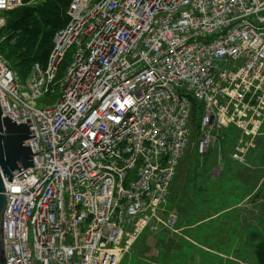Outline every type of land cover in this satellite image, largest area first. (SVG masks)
<instances>
[{"label": "built area", "instance_id": "built-area-1", "mask_svg": "<svg viewBox=\"0 0 264 264\" xmlns=\"http://www.w3.org/2000/svg\"><path fill=\"white\" fill-rule=\"evenodd\" d=\"M22 4L0 0V28ZM66 14L24 81L0 53L3 115L35 134L34 166L5 191L6 264H119L142 231L178 232L164 203L191 135L202 157L231 126L246 164L264 121V0H70Z\"/></svg>", "mask_w": 264, "mask_h": 264}, {"label": "rangeland", "instance_id": "rangeland-1", "mask_svg": "<svg viewBox=\"0 0 264 264\" xmlns=\"http://www.w3.org/2000/svg\"><path fill=\"white\" fill-rule=\"evenodd\" d=\"M42 99H36L38 107H42ZM221 133L231 135L232 131L224 129ZM197 139L198 136L191 135L164 203V209L168 210L165 204L167 206L170 196L178 194V199L173 197L176 204L169 208L175 210L179 217L177 238L170 232L166 241L161 232L147 239L138 238L136 246L134 243L122 255V264H131L132 260H136V264H162L159 262L161 257L169 262L164 264H255L253 247L245 236L249 231L264 235V121L255 147L245 158L247 165L232 159L231 151L227 153L223 146L221 149L218 142L211 144L208 153L198 156L193 145ZM217 166L221 172L217 176L212 174V177L216 176L212 178L210 172ZM197 172L204 176L206 190H209L203 198L210 197V200L203 203L190 202L193 195L191 190H197L193 182ZM247 190H251L250 195L261 191L256 198L246 196L243 199ZM239 201L232 210L226 209L230 207L227 203ZM149 234L144 233L146 237ZM152 238H156V245L161 244L164 249V252L157 251L156 257H151L152 254L148 252L153 245ZM182 243L193 246L185 244L182 247ZM147 253L150 255L146 256Z\"/></svg>", "mask_w": 264, "mask_h": 264}, {"label": "trees", "instance_id": "trees-1", "mask_svg": "<svg viewBox=\"0 0 264 264\" xmlns=\"http://www.w3.org/2000/svg\"><path fill=\"white\" fill-rule=\"evenodd\" d=\"M23 1L24 4L4 12V15L6 17V22L5 25L0 28V53L3 59L9 65V67L14 72H16L17 76L21 81H24L26 79V77L30 73L31 66L33 63H39L42 66L45 65L48 53L52 47V37L54 33L59 28L64 26L68 20L66 9L68 7L70 0H40L39 2L35 0H23ZM71 51L72 50H70L67 53L63 64L69 62ZM62 69L63 66H61L59 70V74H61ZM199 114H200L199 105L194 103L191 120L195 128H197L198 125ZM226 129L230 130L229 128ZM219 144L221 145V147L223 146L224 147L223 150L227 151L228 153L229 149L231 148V144H229L227 133L221 135ZM241 165H245V164L241 163ZM220 172L217 175H219ZM210 175L212 177L211 173ZM216 176L212 178H215ZM174 178L172 179V182ZM205 181L206 179H204V176L202 174H199L198 172L195 173L193 182H194V189L197 190H195V192L191 190L193 195H192V200H190V202L193 201L195 203H200V202L203 203L205 202L204 200L206 201L210 200V197L203 198L205 192L209 191L206 190L207 187L205 185ZM171 184L169 186V189L171 187ZM187 188H190V186H187ZM260 191L261 190L257 192H253V194L250 195L251 190H247V192L242 198L244 199L246 196L256 198L260 195ZM173 197L175 199H178L179 196L178 194H175V196ZM173 197L170 196V200H168L167 206L165 204V207L168 210H173L169 208L172 207L173 204H176V201H174ZM239 203L240 201L234 203H227V204L230 205V207H232ZM230 207H226V209ZM175 213L177 214V212ZM209 216L210 215H208V217ZM178 223L180 222L177 214V222H176L177 227H178ZM161 230L165 231L163 235V239H165V234L169 232L165 228L164 229L159 228L158 230L152 233H156V234L160 232L162 233ZM145 232L146 230L142 231L139 235H142ZM138 237L134 241L135 244L133 243L134 247L138 242L137 241ZM145 238L147 239L149 238V236L148 237L145 236ZM245 238L246 240H248L249 244L253 247V251L255 255V264H264L263 233H259L257 231H249L247 232ZM144 245L147 248V243H145ZM158 249L159 251L164 252V249L162 248L161 244L158 245ZM135 252L136 251L133 252V255L135 254ZM161 256H163V254ZM121 260L119 262L120 264H122ZM136 262H137L136 260H132L131 264H136ZM159 262L162 264L169 263L168 260H166V258L164 259L163 257L160 258Z\"/></svg>", "mask_w": 264, "mask_h": 264}, {"label": "water", "instance_id": "water-1", "mask_svg": "<svg viewBox=\"0 0 264 264\" xmlns=\"http://www.w3.org/2000/svg\"><path fill=\"white\" fill-rule=\"evenodd\" d=\"M27 122L16 123L9 116L3 115L0 104V264H5L3 241V215L7 205V190L12 175L23 168L34 166L32 151L28 139L34 136L29 118ZM218 170L221 168L216 167Z\"/></svg>", "mask_w": 264, "mask_h": 264}, {"label": "crops", "instance_id": "crops-1", "mask_svg": "<svg viewBox=\"0 0 264 264\" xmlns=\"http://www.w3.org/2000/svg\"><path fill=\"white\" fill-rule=\"evenodd\" d=\"M35 1H37V0H35ZM39 1V0H38ZM232 207H234V206H232ZM232 207H230V208H232ZM230 208H228V209H230ZM174 211V210H173ZM175 212V211H174ZM162 231V233H163V235H164V230H161ZM146 232H149L150 234H149V237H151V236H153V235H155L156 233H152V232H150V231H147L146 230ZM167 234L168 233H166L165 234V241L167 240ZM174 237H176L177 238V234L178 233H171ZM139 239H141V238H145V235L144 234H142V235H139V237H138ZM151 241L153 242V245L151 246V248L149 249V251L148 252H150L152 255H151V257H156L157 255H158V252L157 251H159V249H158V246L156 245L157 244V242H156V238L155 239H151ZM183 245H182V247H184V245L185 244H187V245H189V246H193L191 243H182ZM150 253H147L146 254V256L147 255H150ZM149 259V258H148Z\"/></svg>", "mask_w": 264, "mask_h": 264}, {"label": "bare ground", "instance_id": "bare-ground-1", "mask_svg": "<svg viewBox=\"0 0 264 264\" xmlns=\"http://www.w3.org/2000/svg\"><path fill=\"white\" fill-rule=\"evenodd\" d=\"M62 27H63V26H62ZM6 207H7V206H6ZM5 211H6V208H5ZM5 211H4V215H5ZM4 215H3V216H4ZM4 254H5V251H4ZM5 264H6V263H5Z\"/></svg>", "mask_w": 264, "mask_h": 264}]
</instances>
